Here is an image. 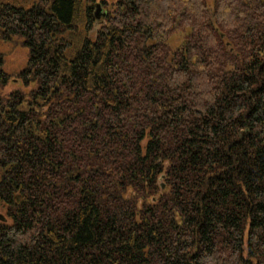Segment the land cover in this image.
<instances>
[{"label":"trees","instance_id":"1","mask_svg":"<svg viewBox=\"0 0 264 264\" xmlns=\"http://www.w3.org/2000/svg\"><path fill=\"white\" fill-rule=\"evenodd\" d=\"M0 1V264H264V0Z\"/></svg>","mask_w":264,"mask_h":264},{"label":"rangeland","instance_id":"2","mask_svg":"<svg viewBox=\"0 0 264 264\" xmlns=\"http://www.w3.org/2000/svg\"><path fill=\"white\" fill-rule=\"evenodd\" d=\"M4 1V0H0ZM102 4V10L107 11L115 7L116 0H97V2ZM0 53L3 54L5 58L4 69L11 76L10 81L7 86H5L1 91L3 93H9L15 88L23 87V83L17 79L18 73L26 66L29 51L22 41L19 39H12L11 41H3L0 39ZM4 211L0 209V219L3 218Z\"/></svg>","mask_w":264,"mask_h":264},{"label":"water","instance_id":"3","mask_svg":"<svg viewBox=\"0 0 264 264\" xmlns=\"http://www.w3.org/2000/svg\"><path fill=\"white\" fill-rule=\"evenodd\" d=\"M103 15H104V12L102 10V6L101 5H97V12H96L97 18H101Z\"/></svg>","mask_w":264,"mask_h":264},{"label":"bare ground","instance_id":"4","mask_svg":"<svg viewBox=\"0 0 264 264\" xmlns=\"http://www.w3.org/2000/svg\"><path fill=\"white\" fill-rule=\"evenodd\" d=\"M97 5H101V4H97ZM96 12H97V10H96Z\"/></svg>","mask_w":264,"mask_h":264}]
</instances>
